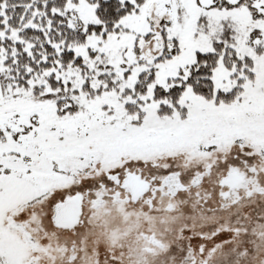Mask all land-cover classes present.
Here are the masks:
<instances>
[{"label": "snow or ice", "instance_id": "snow-or-ice-1", "mask_svg": "<svg viewBox=\"0 0 264 264\" xmlns=\"http://www.w3.org/2000/svg\"><path fill=\"white\" fill-rule=\"evenodd\" d=\"M157 194L264 235V0H0V264H91L93 212Z\"/></svg>", "mask_w": 264, "mask_h": 264}, {"label": "rangeland", "instance_id": "rangeland-1", "mask_svg": "<svg viewBox=\"0 0 264 264\" xmlns=\"http://www.w3.org/2000/svg\"><path fill=\"white\" fill-rule=\"evenodd\" d=\"M260 199L264 200V197ZM155 200V205L151 207H146L144 201L117 204L107 200L93 212L91 228L87 233L90 237L87 247L91 249L88 253L91 264H96L100 246L108 254L115 255L118 264H252L251 255L245 253L251 252L254 243L264 241V235H254L262 231L252 228L255 216H250L248 221L241 223L239 231H235V224L229 220L228 213H204L202 209H197L192 216L184 215L186 204L195 207L198 202L195 197L173 199L166 194H157ZM254 204L256 200L242 201L240 207ZM261 207L264 208V205ZM170 208L175 211H169ZM214 225H219L220 229H232L229 242L218 243L211 238L210 228ZM245 227L249 229L247 236L244 235ZM185 229H191V236L203 233L206 237L202 241L206 246L204 256L195 247V243L200 242L186 247L190 237ZM181 248L187 251L186 258L179 251ZM68 252L72 253L71 247ZM57 255L56 264H71L69 257ZM261 255L264 256V252ZM42 264H52V261L45 258ZM103 264H108V261H103Z\"/></svg>", "mask_w": 264, "mask_h": 264}]
</instances>
